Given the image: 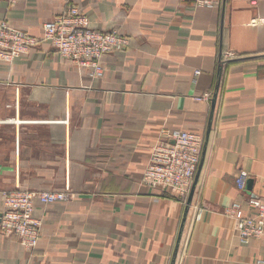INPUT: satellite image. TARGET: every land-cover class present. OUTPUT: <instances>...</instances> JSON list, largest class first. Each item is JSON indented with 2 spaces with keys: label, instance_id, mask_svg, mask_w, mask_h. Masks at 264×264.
<instances>
[{
  "label": "crops",
  "instance_id": "obj_1",
  "mask_svg": "<svg viewBox=\"0 0 264 264\" xmlns=\"http://www.w3.org/2000/svg\"><path fill=\"white\" fill-rule=\"evenodd\" d=\"M71 4L129 46L103 56L100 78L46 41L0 64V192L72 194L34 200V249L0 233V264H171L177 243L174 264L264 260V241L241 244L225 215L264 193V21L255 20L264 0L0 1V20L39 38ZM225 51L237 57L224 61ZM163 128L203 135L188 208L190 192L176 198L142 182Z\"/></svg>",
  "mask_w": 264,
  "mask_h": 264
},
{
  "label": "built area",
  "instance_id": "obj_2",
  "mask_svg": "<svg viewBox=\"0 0 264 264\" xmlns=\"http://www.w3.org/2000/svg\"><path fill=\"white\" fill-rule=\"evenodd\" d=\"M9 6L17 0H0ZM200 5L210 6L208 1ZM258 23L264 19L257 18ZM40 41L48 42L59 56L77 65L79 70L87 71L91 77L100 78L104 74L102 58L105 54L123 51L129 46V38L116 29L98 30L90 27L88 17L75 4L41 25V37L28 31L17 29L6 20H0V64H10L22 58ZM237 55L225 51L224 61ZM200 71H194L198 75ZM205 93L197 99L208 100ZM203 135L184 129L163 128L158 133L149 155L148 163L142 174V182L151 187H164L173 197L184 199L191 190L195 173L200 162ZM249 177L247 171L240 169L235 183L239 190L246 187ZM264 184V178H263ZM72 194L63 191H31L15 187L0 192L2 210L0 212V233L14 235L27 250L34 249L40 240L42 221L32 215L33 202L38 200L44 205L71 199ZM225 215L234 220V232L239 242L247 245L253 239L264 241V193L250 196L246 209L235 202L225 210ZM202 210L196 214L200 220ZM257 264H264L259 259Z\"/></svg>",
  "mask_w": 264,
  "mask_h": 264
},
{
  "label": "water",
  "instance_id": "obj_3",
  "mask_svg": "<svg viewBox=\"0 0 264 264\" xmlns=\"http://www.w3.org/2000/svg\"><path fill=\"white\" fill-rule=\"evenodd\" d=\"M217 82H218V80H217ZM216 93H217V85L215 87V91H214L213 96H212V99H211V108H213V106L215 104ZM195 180H196V178H194L193 185L191 187L188 200L186 202V208H188V206L191 203V194H192V190H193V187H194ZM177 247H178V243L176 244L175 251H174V254H173V260H172V263L171 264H174V258H175L176 252H177Z\"/></svg>",
  "mask_w": 264,
  "mask_h": 264
}]
</instances>
